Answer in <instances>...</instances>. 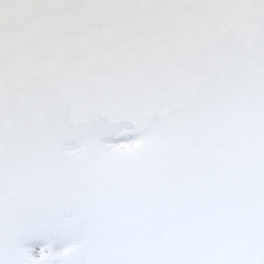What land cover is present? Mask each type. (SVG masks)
<instances>
[{
	"label": "snow or ice",
	"instance_id": "snow-or-ice-1",
	"mask_svg": "<svg viewBox=\"0 0 264 264\" xmlns=\"http://www.w3.org/2000/svg\"><path fill=\"white\" fill-rule=\"evenodd\" d=\"M0 264H264V0H0Z\"/></svg>",
	"mask_w": 264,
	"mask_h": 264
}]
</instances>
